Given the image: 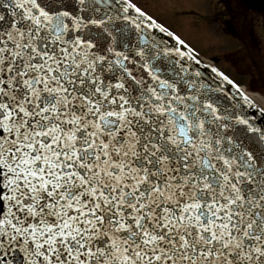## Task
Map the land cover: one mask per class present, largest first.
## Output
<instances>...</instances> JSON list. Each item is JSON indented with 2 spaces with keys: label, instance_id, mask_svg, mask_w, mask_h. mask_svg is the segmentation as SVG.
<instances>
[{
  "label": "snow or ice",
  "instance_id": "1",
  "mask_svg": "<svg viewBox=\"0 0 264 264\" xmlns=\"http://www.w3.org/2000/svg\"><path fill=\"white\" fill-rule=\"evenodd\" d=\"M0 13V264H264V124L184 40L132 0Z\"/></svg>",
  "mask_w": 264,
  "mask_h": 264
},
{
  "label": "rangeland",
  "instance_id": "2",
  "mask_svg": "<svg viewBox=\"0 0 264 264\" xmlns=\"http://www.w3.org/2000/svg\"><path fill=\"white\" fill-rule=\"evenodd\" d=\"M227 1L134 0L146 13L176 31L235 82L250 92L264 96V86L257 83L256 74L252 75L254 68L253 66L251 68L250 62L248 64L245 59L244 51H242L243 44L238 39L239 36L236 38L231 36L227 31L228 26L223 23L222 18H226L224 5ZM251 13H255L259 18L254 36L260 39V46L264 52V12ZM238 16L240 14L236 15ZM253 82L254 86L250 88Z\"/></svg>",
  "mask_w": 264,
  "mask_h": 264
},
{
  "label": "flooded vegetation",
  "instance_id": "3",
  "mask_svg": "<svg viewBox=\"0 0 264 264\" xmlns=\"http://www.w3.org/2000/svg\"><path fill=\"white\" fill-rule=\"evenodd\" d=\"M224 8H226V18H222L224 25L234 29L233 36L235 38L239 36L238 39L240 40V35H242L245 41V44L241 42L243 43L242 51H244L246 61L249 64V50L247 49L249 48L251 55L255 59L256 63L259 65V71L264 77V52H262V48L260 46V39L258 40L257 37L254 36L255 26L259 18L256 17L255 13H251L254 11H250L249 9H247L246 0H228L227 3L224 5ZM237 14H240V16L236 17ZM261 24L263 25V23ZM239 28L240 31L238 32ZM252 66L253 65L251 64V68ZM253 68L254 69L252 75L256 74V76L258 77L257 83L261 85L262 83L258 76L257 69L254 66Z\"/></svg>",
  "mask_w": 264,
  "mask_h": 264
},
{
  "label": "water",
  "instance_id": "4",
  "mask_svg": "<svg viewBox=\"0 0 264 264\" xmlns=\"http://www.w3.org/2000/svg\"><path fill=\"white\" fill-rule=\"evenodd\" d=\"M71 2L72 0H64V5L66 7L71 6ZM261 2L262 0H254L252 2H249L248 6L249 8L256 10L260 6ZM58 6L59 5L54 4V7H58ZM149 31H152V30L149 29ZM158 38H163L164 42L169 45L175 44L176 47H180V45L176 44V42H174L171 38H168L165 34H158ZM99 42L101 44L104 43L102 39ZM181 50L186 51L183 48ZM196 60L200 62L199 65H197L195 61L190 62L192 64V71H196L198 67L199 70L203 73L204 82L208 83L209 85L213 87L219 86L220 88L224 89V93H222V95L226 94L228 96V100L224 101L226 105L230 106L231 103L239 102L240 104H242L244 111L243 113L238 111L237 112L238 115L243 114L245 118L249 119V121L253 122L256 126L264 124V117H261V112L258 107H256L253 103L251 106L245 103L243 101L242 96L236 89L228 85L227 82L222 81L219 77L216 76L215 73H212L211 69L207 67L199 58L196 57ZM232 97H235V101L232 100ZM251 146L256 147L255 145H251Z\"/></svg>",
  "mask_w": 264,
  "mask_h": 264
},
{
  "label": "bare ground",
  "instance_id": "5",
  "mask_svg": "<svg viewBox=\"0 0 264 264\" xmlns=\"http://www.w3.org/2000/svg\"><path fill=\"white\" fill-rule=\"evenodd\" d=\"M242 90H244V89H242ZM244 91L246 92V94L250 98H252L257 104H259L264 109V96H262L258 93L247 91V90H244Z\"/></svg>",
  "mask_w": 264,
  "mask_h": 264
}]
</instances>
